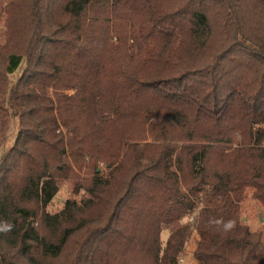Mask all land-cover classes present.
Returning a JSON list of instances; mask_svg holds the SVG:
<instances>
[{
    "label": "trees",
    "instance_id": "1",
    "mask_svg": "<svg viewBox=\"0 0 264 264\" xmlns=\"http://www.w3.org/2000/svg\"><path fill=\"white\" fill-rule=\"evenodd\" d=\"M215 7L0 0V94L42 115L3 155L0 264H179L194 233L195 264H264L239 219L248 191L264 212V11Z\"/></svg>",
    "mask_w": 264,
    "mask_h": 264
},
{
    "label": "rangeland",
    "instance_id": "2",
    "mask_svg": "<svg viewBox=\"0 0 264 264\" xmlns=\"http://www.w3.org/2000/svg\"><path fill=\"white\" fill-rule=\"evenodd\" d=\"M200 1H201V6L205 7L204 10L208 15V17L212 19V21L217 20L220 17L221 13L227 10V9H218L215 7L216 4L225 0H200ZM256 1L264 11V0H256ZM236 5L239 6L238 3H236ZM236 5L234 7H237ZM22 68L23 65L19 67L13 74L8 75V80L10 81V84L14 83L16 79L19 77V75L23 72ZM8 97H9L8 93L0 94V118L3 122V128L0 130V166H2L3 164H5V162L8 161L3 157V155L14 146L16 136L19 133V131L22 129L25 120L28 124L32 125L35 122H40V120L42 119V115L39 112L36 113L39 114L38 117L33 115L32 117L28 118L30 116L28 110L31 109L32 106L28 104L27 100L21 99L19 100V103L21 105H18L20 110L24 111V117L21 120L18 115L14 114L15 111L12 110L7 104ZM5 127H7V130H5L6 129ZM31 140H36V139L34 136H32L29 139V141ZM11 162L13 165L16 164L17 162H20V157L16 156L15 160ZM92 170L93 169H90L91 173ZM15 173L19 174V170H15ZM79 176L80 178H82L81 175ZM75 180L76 179H74L73 177L65 178L62 175L60 176L58 180V191L54 195L51 202L48 204L46 210L50 212H56L62 208L64 201L68 197L72 196V188ZM79 183L83 187H86L89 183V179L87 178L85 180L79 179ZM83 191L84 190L81 189L77 195L80 196L83 193ZM240 207H241L239 213L240 221L242 223L247 224L251 230L260 232L261 241L264 245V212L259 202H257L255 199L251 197L250 191L247 192L246 197L241 201ZM195 240H196V235L194 233L186 247V253L182 255L179 259V264H195V261L192 258V249L194 247Z\"/></svg>",
    "mask_w": 264,
    "mask_h": 264
}]
</instances>
